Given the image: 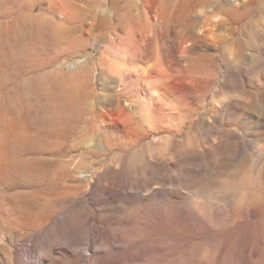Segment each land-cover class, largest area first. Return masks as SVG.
<instances>
[{
    "label": "rangeland",
    "instance_id": "374dc122",
    "mask_svg": "<svg viewBox=\"0 0 264 264\" xmlns=\"http://www.w3.org/2000/svg\"><path fill=\"white\" fill-rule=\"evenodd\" d=\"M0 264H264V0H0Z\"/></svg>",
    "mask_w": 264,
    "mask_h": 264
}]
</instances>
